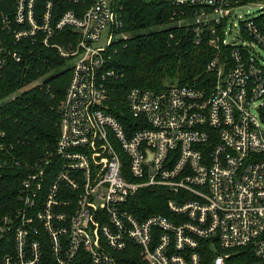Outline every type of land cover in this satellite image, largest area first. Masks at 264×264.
Masks as SVG:
<instances>
[{
  "label": "built area",
  "instance_id": "2783aa9c",
  "mask_svg": "<svg viewBox=\"0 0 264 264\" xmlns=\"http://www.w3.org/2000/svg\"><path fill=\"white\" fill-rule=\"evenodd\" d=\"M34 1L16 0L15 42L41 35L71 74L54 150L25 164L18 205L0 215V264H204L207 252L211 264H228L237 250L264 264V12L237 17L264 0H166L172 21L212 49L213 79L130 89L137 127L129 131L107 111L119 75L111 47L128 36L121 0H91L57 20L50 2L38 20ZM65 28L73 35L52 41ZM10 58L22 55L0 39V79ZM4 136L0 166L11 161ZM153 186L169 194L170 215L136 217L128 199Z\"/></svg>",
  "mask_w": 264,
  "mask_h": 264
},
{
  "label": "trees",
  "instance_id": "16d2710c",
  "mask_svg": "<svg viewBox=\"0 0 264 264\" xmlns=\"http://www.w3.org/2000/svg\"><path fill=\"white\" fill-rule=\"evenodd\" d=\"M47 2L52 4L51 18L57 20L68 9L81 14L91 0H35L38 20ZM121 3L122 31L128 36L117 39L111 47L110 66L119 75L109 82L107 111L129 131L137 127L125 102L130 89L140 87L158 93L169 84L206 87L213 79L206 68L213 51L204 39L195 43L191 26L172 21L175 9L166 0H121ZM15 8L16 0H0V39L22 55L20 62L8 59L0 79V99L38 78L43 79L39 85L0 104V130L5 133L10 152V156L5 153L3 157L11 160L7 166H0V215L14 211L18 205V189L27 171L25 164L54 150L58 106L71 74L66 60L54 48L43 45L41 35L15 42L12 35L16 27ZM73 33L68 28L56 31L52 41L62 43ZM53 69L59 70L48 75ZM168 198L162 187H144L128 199L127 206L138 218L149 213L169 216ZM211 256V252L206 253L204 264H211ZM250 261L251 255L240 250L229 257L228 264Z\"/></svg>",
  "mask_w": 264,
  "mask_h": 264
},
{
  "label": "rangeland",
  "instance_id": "374dc122",
  "mask_svg": "<svg viewBox=\"0 0 264 264\" xmlns=\"http://www.w3.org/2000/svg\"><path fill=\"white\" fill-rule=\"evenodd\" d=\"M259 5H262L263 8H264V1H261V2H259V3H257V2H253V3L248 4L246 7H243V8L237 9V17L240 16V17H242V18H247V17L255 16V15L259 14L260 12H264V9L261 10V9L259 8ZM234 21L237 22L238 19L236 18ZM233 30H234V29H233ZM66 64H68V61H67V60H66ZM66 66H67V65H66ZM57 70H59V69H53V70H51V71L48 73V75H51V74L55 73ZM42 79H43V78H40V82L42 81ZM33 82H34V81H33ZM33 82H31L30 84L26 85L25 87H23V88H21V89H22V90H25V89H29L30 87L35 86V85H33ZM22 90H21V91H22ZM21 91H19L18 93H20ZM237 252H239V251H235V252H233L232 254L237 253Z\"/></svg>",
  "mask_w": 264,
  "mask_h": 264
}]
</instances>
